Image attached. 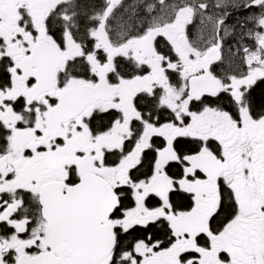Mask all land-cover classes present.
Wrapping results in <instances>:
<instances>
[{"label":"snow or ice","instance_id":"snow-or-ice-1","mask_svg":"<svg viewBox=\"0 0 264 264\" xmlns=\"http://www.w3.org/2000/svg\"><path fill=\"white\" fill-rule=\"evenodd\" d=\"M264 0H0V264H264Z\"/></svg>","mask_w":264,"mask_h":264},{"label":"trees","instance_id":"trees-1","mask_svg":"<svg viewBox=\"0 0 264 264\" xmlns=\"http://www.w3.org/2000/svg\"><path fill=\"white\" fill-rule=\"evenodd\" d=\"M261 89H264V85H261V88H258V89H257L258 94H259V92L261 91Z\"/></svg>","mask_w":264,"mask_h":264}]
</instances>
